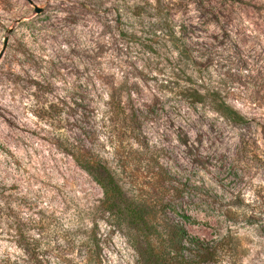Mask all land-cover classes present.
Masks as SVG:
<instances>
[{
	"label": "rangeland",
	"instance_id": "374dc122",
	"mask_svg": "<svg viewBox=\"0 0 264 264\" xmlns=\"http://www.w3.org/2000/svg\"><path fill=\"white\" fill-rule=\"evenodd\" d=\"M85 151L188 264H264V0H0V264H138Z\"/></svg>",
	"mask_w": 264,
	"mask_h": 264
},
{
	"label": "trees",
	"instance_id": "16d2710c",
	"mask_svg": "<svg viewBox=\"0 0 264 264\" xmlns=\"http://www.w3.org/2000/svg\"><path fill=\"white\" fill-rule=\"evenodd\" d=\"M222 106L219 109L222 114L233 121L246 122L236 110L225 104ZM123 133L124 131H118V135ZM72 155L77 164L91 174L102 187L104 210L114 217L116 224H122L121 221L125 220L127 226L136 227L138 230L139 233H136L135 239L132 241L138 253V264H188L191 257L185 254L183 242H188L187 248H192L194 256L199 259L203 260L206 254H215L216 249L209 244L199 243L197 239L193 241L185 239L186 229L183 226L161 225L153 209V207L160 208L163 201L159 198H155V200L142 199L139 203L136 202V205L132 204L125 195L120 176L101 157L89 151ZM151 231L160 232V239L153 238L150 235ZM31 245L32 256L38 258L36 250L39 247V242H33ZM97 257L95 254L94 259ZM91 259L94 261L93 257ZM92 260H89L88 264H93Z\"/></svg>",
	"mask_w": 264,
	"mask_h": 264
}]
</instances>
